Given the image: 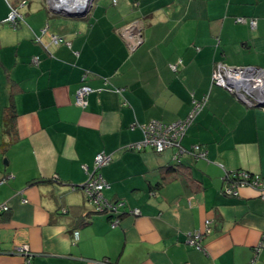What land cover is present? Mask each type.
I'll return each mask as SVG.
<instances>
[{"label":"crops","instance_id":"crops-1","mask_svg":"<svg viewBox=\"0 0 264 264\" xmlns=\"http://www.w3.org/2000/svg\"><path fill=\"white\" fill-rule=\"evenodd\" d=\"M39 4L27 0L13 28L0 0V203L10 207L0 216V264H24L13 253L23 244L29 264H264L255 250L264 199L248 187L221 193L224 171L264 177V107L211 83L218 62L264 67V0H93L84 16L53 25ZM46 24L49 35H39ZM126 26L141 31L134 50ZM51 34L63 41L52 44ZM83 84L93 90L84 108L74 102ZM204 95L182 145L201 144L206 159L186 152L177 164L171 149L126 148L142 139L138 124L183 119ZM98 153L111 154L103 194L122 202L120 217L94 212L79 188ZM206 219L198 249L187 234Z\"/></svg>","mask_w":264,"mask_h":264},{"label":"built area","instance_id":"built-area-1","mask_svg":"<svg viewBox=\"0 0 264 264\" xmlns=\"http://www.w3.org/2000/svg\"><path fill=\"white\" fill-rule=\"evenodd\" d=\"M67 2L68 6L74 5L75 2L71 0H64ZM116 2V0H113ZM24 3V0H21L20 5ZM76 6V5H74ZM10 13L8 14L5 22L9 23L10 26H15L18 18H21L18 10L12 6ZM70 9V8H69ZM236 22L248 24L251 28L256 26L255 18L248 17H236ZM48 29V24L41 28V35L46 34ZM132 32V33H131ZM122 36H124L128 41V46L131 50H134L143 42L141 31L131 30L130 26H126L121 30ZM133 36L132 39H129L127 36ZM51 43L58 44L62 42L63 39L59 35H50ZM35 41L40 42V36H35ZM39 57L33 56L32 61L34 63L38 62ZM178 63L170 64V68L173 71L178 70ZM86 73H83L82 80L86 78ZM248 79L251 81L252 90L247 91L242 86H239L238 83L243 80ZM211 83L218 85L227 89L228 91L234 93L239 99H241L247 106L254 107L256 106L260 99L258 97H252V92H257L264 88V67H255V66H228L222 62H218L212 72ZM93 91L92 88L88 85H81L75 93V104L79 107L84 108L87 104V96ZM115 93H120L121 89H113ZM207 95H204L202 98L192 100V106L185 118L177 120L171 123H164L160 120L152 119L147 123L138 124V127L141 129L143 137L140 141L131 142L126 145L128 150H142L146 147L152 148L155 152L161 153L167 149H171L172 159L175 162H179L180 157L186 152H192L196 158L206 159V150L201 144H194L190 150H186L182 145V140L187 133V129L193 123L198 114L202 111L206 104ZM136 125V124H133ZM132 125V126H133ZM111 161V154L98 153L94 157L93 169L88 170L86 165H83V169L88 173V179L85 183L81 184V188L85 195L86 200L93 207L94 212L97 213H106L111 215L119 214V207L122 205L121 201H110L105 198L103 194L104 188L107 186L103 176L101 175L99 169L107 165ZM222 190L221 193L225 196H238L239 190L242 187H248L255 190L258 195L264 199V177L261 175L245 170L238 169L232 171H224L222 175ZM4 181L2 179L0 182ZM76 186H71L74 188ZM10 209L7 203H0V216L3 213L8 212ZM132 214H139V210H132ZM119 217L116 216L111 220V227H114L118 224ZM211 220L206 219L204 222V228L198 231L189 232L187 234V242L200 249V239L207 233L210 232ZM73 241L75 242L78 239L79 232L74 230L72 232ZM264 249V234L256 247V252ZM13 253L25 255L26 260L24 264H29L30 260L27 257L29 250L27 245H17L14 247ZM254 261V260H253ZM96 264H115L109 259L104 258L96 262Z\"/></svg>","mask_w":264,"mask_h":264},{"label":"water","instance_id":"water-1","mask_svg":"<svg viewBox=\"0 0 264 264\" xmlns=\"http://www.w3.org/2000/svg\"><path fill=\"white\" fill-rule=\"evenodd\" d=\"M91 1L92 0H78L76 1V3H74V5L76 6L72 5V7L69 6L68 8H64V7L53 6V3L55 1L48 0L47 4L49 7L47 6V8L50 10V12L56 13L59 15L71 16V17H81L87 14V12L89 11L90 6L92 4ZM263 89H261L260 94L258 93V95H256V97L260 99L258 106H264V90Z\"/></svg>","mask_w":264,"mask_h":264},{"label":"trees","instance_id":"trees-1","mask_svg":"<svg viewBox=\"0 0 264 264\" xmlns=\"http://www.w3.org/2000/svg\"><path fill=\"white\" fill-rule=\"evenodd\" d=\"M6 2H7V4H8V6H9V8H10V10H11V7L10 6H12L13 8L15 7L17 10H18V12H19V14H20V16H21V18H18L17 19V21H16V25L13 27V28H16L17 26H18V24L23 20V14L21 13V11H20V9L22 8V7H25L26 5H27V0H24V3L23 4H21L20 5V2H21V0H6ZM112 2H113V0H112ZM10 13V12H9ZM9 24V23H8ZM172 70V69H171ZM173 71V70H172ZM175 72V71H174ZM191 106H192V104H191ZM9 117H7L8 118V120H6V123L8 124H12L13 123V120H14V114L12 113V112H10L9 114ZM7 131H9L8 129H7ZM152 149V148H151ZM153 150V149H152ZM181 158V157H180ZM177 164L178 163H180V159H179V162H176ZM101 169V168H100ZM100 169H99V171H100ZM238 170V169H237ZM258 174V173H257ZM221 183H222V180H221ZM74 188H76V187H74ZM74 188H72V189H74ZM221 190H222V185H221ZM118 216H119V214H118ZM120 217V216H119ZM73 232V231H72ZM114 263V262H113ZM116 264V263H115Z\"/></svg>","mask_w":264,"mask_h":264},{"label":"bare ground","instance_id":"bare-ground-1","mask_svg":"<svg viewBox=\"0 0 264 264\" xmlns=\"http://www.w3.org/2000/svg\"><path fill=\"white\" fill-rule=\"evenodd\" d=\"M55 2L53 3V6H58V7H64V8H68L69 6L67 5V2H65L64 0H54ZM72 2H75V0H71ZM251 81H249L248 79H243L241 80L238 85L242 86L245 90L250 91L253 89V84L251 86ZM264 90V89H263ZM260 94V92H259Z\"/></svg>","mask_w":264,"mask_h":264},{"label":"rangeland","instance_id":"rangeland-1","mask_svg":"<svg viewBox=\"0 0 264 264\" xmlns=\"http://www.w3.org/2000/svg\"><path fill=\"white\" fill-rule=\"evenodd\" d=\"M47 1H48V0H31L32 4L40 3L39 5H43V6H45L46 10H47L48 13L50 14V13H52V12H50V10L47 8V6H48ZM92 1H93V0H92ZM92 1H91V3H92ZM108 1H110V0H108ZM8 7H9V6H8ZM48 7H49V6H48ZM14 8H15V7H14ZM53 16H54V17H53ZM58 16H59V14L52 13V16L48 19V20H50L51 25L54 24V22L57 20ZM40 30H41V29H40ZM46 34H48V30H47V33H46ZM39 35H41V33H40ZM43 35H45V34H43ZM48 35H49V34H48ZM41 36H42V35H41ZM52 44H53V43H52ZM256 95H258L257 92H252V97H256Z\"/></svg>","mask_w":264,"mask_h":264},{"label":"clouds","instance_id":"clouds-1","mask_svg":"<svg viewBox=\"0 0 264 264\" xmlns=\"http://www.w3.org/2000/svg\"><path fill=\"white\" fill-rule=\"evenodd\" d=\"M260 91H261V90H260ZM260 91H259V92H260ZM256 106H258V104H257ZM260 107H264V106H260Z\"/></svg>","mask_w":264,"mask_h":264}]
</instances>
